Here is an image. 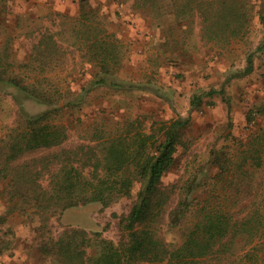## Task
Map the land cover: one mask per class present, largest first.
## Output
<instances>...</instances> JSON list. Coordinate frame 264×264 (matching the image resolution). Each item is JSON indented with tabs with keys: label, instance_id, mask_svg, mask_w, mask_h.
Returning <instances> with one entry per match:
<instances>
[{
	"label": "rangeland",
	"instance_id": "rangeland-1",
	"mask_svg": "<svg viewBox=\"0 0 264 264\" xmlns=\"http://www.w3.org/2000/svg\"><path fill=\"white\" fill-rule=\"evenodd\" d=\"M81 1L0 0V168L11 136L24 121L16 97L29 114L46 112L51 123L67 128L62 144L22 159H42L31 164L51 163L53 169L59 154L88 173L91 155H101L109 138L123 135L132 142L144 133L160 140L173 120L190 118L162 178L170 200L159 235L172 248L181 245L203 204L221 202L232 223L249 222L256 206L264 207V149L263 165L242 178L230 170L219 179L212 153L219 151L223 165H239L243 142L252 131L264 130V0H177L175 6L173 0H149L147 6L144 0ZM217 1L234 7L236 17L213 18L214 9L222 7ZM175 7L183 8L178 17ZM81 19L100 23L121 40L119 62L107 74L92 61L95 52L77 23ZM139 22L144 28L134 42L130 31ZM250 55L253 70L243 75ZM97 75L107 82L95 85ZM212 89L225 93L207 95ZM195 95L202 96L197 107L191 104ZM41 180L48 186V175ZM8 182L0 176V264H60L45 247L65 229H81L91 237L87 256L98 252V234L120 244L125 240L121 217L140 187L136 183L130 195L108 205L70 207L42 227L35 208L11 212L15 199ZM179 207L173 223L169 214ZM258 219L250 222L252 236L233 238V254L221 253L218 245L199 264H264V211Z\"/></svg>",
	"mask_w": 264,
	"mask_h": 264
},
{
	"label": "trees",
	"instance_id": "trees-1",
	"mask_svg": "<svg viewBox=\"0 0 264 264\" xmlns=\"http://www.w3.org/2000/svg\"><path fill=\"white\" fill-rule=\"evenodd\" d=\"M84 2L86 1H81ZM143 2V5L147 6L149 0ZM176 2L177 0H173V6ZM216 3H222V7L214 9L211 14L213 18L228 20L236 17L234 7L230 4L224 1ZM182 12V7H175L173 10V14L177 17ZM86 21L81 19L77 23L83 24L86 40L90 42L89 47L95 52L92 61L99 65L102 73L107 74L112 69V65L115 66L119 62L121 40L107 27H100V23L95 21L93 25ZM214 24L219 28V22ZM226 26L228 29L230 25ZM208 30L210 31V27ZM214 32H218V29ZM50 40H53V45L58 47V42L53 36ZM47 42L42 39L40 41L45 45L48 44ZM253 67V59L250 55L243 75L251 73ZM97 76L95 85L107 82L104 75ZM2 80L4 79L0 73V81ZM8 82L16 83L14 79H9ZM22 89L29 92L26 87ZM216 92L224 94L225 90L212 89L206 94L212 95ZM201 97V95L193 97L191 101L193 107L201 104ZM16 100L21 106L24 121L11 136L2 162L3 167L0 168V176L9 179L7 186L11 188V198L15 199L11 212L17 210L26 213L30 208H35V214L38 215L40 222H44L41 223L42 227H45L50 217L59 212L89 202L108 205L112 200L116 201L130 195L134 185L140 183L138 194L128 214L120 220L121 228L125 232V240L115 244L98 234L95 238V247L99 250L95 256H87L86 248L91 246L93 241L91 237L81 229H65L57 239L51 238L47 241L45 247V250H49L60 264H199L213 253L215 246L221 247V253L233 254L230 247L233 238L240 233L253 235L250 222L252 218H257V222L259 221L258 216L264 211L263 205L260 203L256 206L254 216L249 222L235 225L237 222L232 223V216L226 212L221 202L214 206L202 205L200 217L185 232L183 242L178 247L172 248L159 235L157 226L163 220L170 200L169 191L162 186V178L174 163L175 152L181 142V131L190 123V118L173 120L167 133L160 140H156L153 134L144 133L138 134L132 142H128L123 135L109 138L104 143L101 155L96 153L91 155L92 163L87 173L78 165L70 163V160L62 161L59 154L54 156L59 165L54 169L51 163L36 162L42 159L22 160L28 154L62 144L68 138V131L64 125L51 123L46 112L29 114L22 107L19 97H16ZM242 148L239 165L233 161L223 165L219 151L213 150L212 162L221 169L217 173L219 179H223L224 174L230 172L242 178L251 169L263 165L264 130L252 131L243 142ZM33 160L36 161L31 164ZM44 175H48V186L42 183L41 178ZM179 209L180 207L170 212L171 222H178ZM251 212L250 210L249 213Z\"/></svg>",
	"mask_w": 264,
	"mask_h": 264
},
{
	"label": "crops",
	"instance_id": "crops-1",
	"mask_svg": "<svg viewBox=\"0 0 264 264\" xmlns=\"http://www.w3.org/2000/svg\"><path fill=\"white\" fill-rule=\"evenodd\" d=\"M143 28H144V25L141 22H139V24L133 25V29L130 31L132 33H130V34L132 35V38L134 37L133 38L134 42H137V38L140 36V35L136 36L137 31L138 30L141 31ZM141 36H140V38H141ZM127 40H129V39H126V42H127ZM130 42H132V41L130 40Z\"/></svg>",
	"mask_w": 264,
	"mask_h": 264
}]
</instances>
